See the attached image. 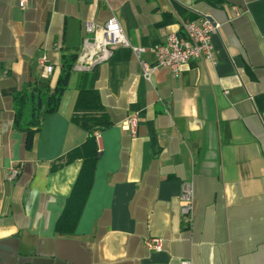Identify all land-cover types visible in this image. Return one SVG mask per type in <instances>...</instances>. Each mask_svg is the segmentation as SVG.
I'll return each mask as SVG.
<instances>
[{
  "label": "crops",
  "instance_id": "0c3cea01",
  "mask_svg": "<svg viewBox=\"0 0 264 264\" xmlns=\"http://www.w3.org/2000/svg\"><path fill=\"white\" fill-rule=\"evenodd\" d=\"M115 17L150 49L208 17L215 65L145 78L134 53L71 71L59 107L30 149L13 128L14 97L56 83L86 23ZM53 68L43 77L39 61ZM141 60L151 64L150 52ZM80 91L96 106L77 105ZM103 114L100 140L73 117ZM132 136L122 129L131 117ZM78 152L76 160L66 158ZM11 167L21 174L14 183ZM193 189L192 224L180 196ZM71 203L76 210L59 220ZM149 238L162 250L150 252ZM264 264V0H0V264Z\"/></svg>",
  "mask_w": 264,
  "mask_h": 264
},
{
  "label": "built area",
  "instance_id": "2783aa9c",
  "mask_svg": "<svg viewBox=\"0 0 264 264\" xmlns=\"http://www.w3.org/2000/svg\"><path fill=\"white\" fill-rule=\"evenodd\" d=\"M96 1L102 2L104 0ZM27 2L28 0H18L19 8L25 9ZM180 28V32L168 35L162 44L144 49L131 47L119 21L115 17H110L102 26L86 23L82 45L76 55L72 71L86 73L109 62L112 59L113 51L119 47L128 48L134 53L143 75L147 79L160 68L168 69L173 76L177 77L181 69L191 62H209L211 65H215L212 38L218 34L219 25L208 17H202L196 22L185 21ZM147 51L154 56L151 64L141 60V55ZM39 63L43 68V77L48 79L53 68L47 64V57L42 56ZM137 127L138 120L134 116L122 125V129L132 136L136 134ZM92 138L94 141L99 142L100 130L93 131ZM20 174L19 167H11L6 173L5 181L14 183ZM180 200L183 203L180 210L183 226L189 228L193 220V189L191 185L184 187ZM144 246L150 252L159 253L162 250L161 240L157 238L146 239ZM179 264H191V262L183 260Z\"/></svg>",
  "mask_w": 264,
  "mask_h": 264
},
{
  "label": "trees",
  "instance_id": "16d2710c",
  "mask_svg": "<svg viewBox=\"0 0 264 264\" xmlns=\"http://www.w3.org/2000/svg\"><path fill=\"white\" fill-rule=\"evenodd\" d=\"M76 61V56L67 57L62 60L59 76L53 87H50V82H46L39 88L31 91L23 90L14 97L13 110L14 121L13 128L25 135V147L30 149L34 134L40 130L41 117L43 115L52 114L57 111L60 100L65 92L68 84V79L72 71V67ZM99 104L98 94L94 91H80L77 98V105L96 106ZM73 122L90 133L109 126L103 114L100 115H80L76 114L73 117ZM78 152H74L66 158V161L71 162L76 160ZM76 208L68 203L66 211L61 216V220L71 217L72 211Z\"/></svg>",
  "mask_w": 264,
  "mask_h": 264
}]
</instances>
